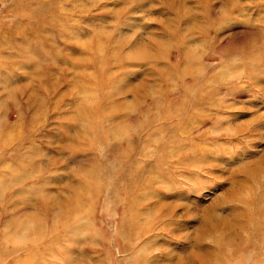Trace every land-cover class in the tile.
Here are the masks:
<instances>
[{
	"label": "rangeland",
	"instance_id": "rangeland-1",
	"mask_svg": "<svg viewBox=\"0 0 264 264\" xmlns=\"http://www.w3.org/2000/svg\"><path fill=\"white\" fill-rule=\"evenodd\" d=\"M0 264H264V0H0Z\"/></svg>",
	"mask_w": 264,
	"mask_h": 264
},
{
	"label": "bare ground",
	"instance_id": "bare-ground-1",
	"mask_svg": "<svg viewBox=\"0 0 264 264\" xmlns=\"http://www.w3.org/2000/svg\"><path fill=\"white\" fill-rule=\"evenodd\" d=\"M253 173H254V172H253ZM161 199H162V198H161ZM159 204H161V203H159ZM158 206H159V205H158ZM162 207H163V206H162ZM162 207H161V208H162ZM154 208H155V207H154ZM159 209H160V208H159ZM153 212H155V211H153ZM156 214H157V211H156ZM156 214H155V215H156ZM164 214H165V212H164ZM164 219H165V218H164ZM161 221H163V220H161ZM203 257H204V256H203Z\"/></svg>",
	"mask_w": 264,
	"mask_h": 264
}]
</instances>
